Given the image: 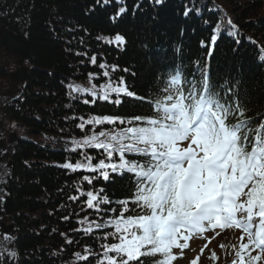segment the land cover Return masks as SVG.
Segmentation results:
<instances>
[{
    "label": "trees",
    "instance_id": "obj_1",
    "mask_svg": "<svg viewBox=\"0 0 264 264\" xmlns=\"http://www.w3.org/2000/svg\"><path fill=\"white\" fill-rule=\"evenodd\" d=\"M120 7L127 12L117 16ZM229 18L237 29L227 24ZM217 24L221 31L209 60V47H201V41L211 46ZM0 27L29 46L28 79L13 86L11 97L0 94V115L15 124L7 131L0 126V264H98L103 244L115 242L102 239L111 229H79L119 215L120 209L115 204L105 206L106 213L88 209L80 193L104 187L113 201L120 200L132 194L133 178L113 175L109 182L100 179L90 186L82 179L90 173L62 165L83 160L85 152L102 158L101 150L77 148L73 141L113 126L86 124L81 129L82 121L103 115H151L152 106L145 101L157 91L158 75L180 59L187 73L196 62L201 68L210 63L217 85L239 81L245 118H255L252 128L264 122V0H0ZM116 34L126 37V47L109 43ZM177 46L182 47L179 56ZM93 55L98 57L95 65ZM100 63L109 70L118 66L111 79L124 77L145 100L125 97L117 106L72 91L69 85L88 88L108 82ZM125 68L129 71H122ZM7 198L11 210L4 213L1 205ZM111 208H116L115 214ZM85 217L88 220L80 223ZM3 223L13 225L8 233ZM158 259L144 257L142 264H156Z\"/></svg>",
    "mask_w": 264,
    "mask_h": 264
},
{
    "label": "snow or ice",
    "instance_id": "obj_2",
    "mask_svg": "<svg viewBox=\"0 0 264 264\" xmlns=\"http://www.w3.org/2000/svg\"><path fill=\"white\" fill-rule=\"evenodd\" d=\"M153 2L160 4L163 0ZM135 10H139V5ZM126 12V7H120L117 16ZM189 14L186 9L185 17ZM227 24L233 30L238 27L230 18ZM220 31L221 24H217L210 37L211 46L201 41V47H209V60ZM109 43L126 47L127 41L124 35L116 34ZM175 52L179 56L182 47L177 46ZM97 59L93 55L91 63L95 65ZM260 60L264 61V55ZM99 68L104 70L102 78H108V82L99 87H69L74 92L89 93L93 102L120 106L125 97L145 100L131 90L134 85H129L124 77L111 79L110 73L120 70L118 66L109 70L100 63ZM89 79L94 77L89 74ZM239 83H214L210 63L201 68L196 62L193 71L187 73L180 59L158 75L157 91L150 92L145 101L152 106L151 115L93 116L80 123L81 129L86 124L113 126L109 131L73 141L77 148L101 150L102 158L85 152L81 153L83 160L67 162L62 167L86 170L91 175L82 179L90 186L97 180L109 182L113 175L125 174L133 178L130 183L134 184L130 196L115 201L104 187L80 193L86 197L88 209L106 213L105 206L113 204L120 209L119 215L79 229L88 233L111 229L102 239L115 242L103 244L98 264H142L144 257L157 256L160 259L156 264H173L177 259L173 249L182 252L193 233L233 227L242 231L241 241L244 234L248 238L235 252L240 264L264 260V122L252 128L255 118H245L247 110L239 99ZM229 96L233 99L229 100ZM111 211L115 214L116 208ZM129 212L133 214L128 215ZM85 220L88 217L80 223ZM252 251L256 254L252 255ZM211 259H217L214 252ZM232 264H236L235 258Z\"/></svg>",
    "mask_w": 264,
    "mask_h": 264
},
{
    "label": "rangeland",
    "instance_id": "obj_3",
    "mask_svg": "<svg viewBox=\"0 0 264 264\" xmlns=\"http://www.w3.org/2000/svg\"><path fill=\"white\" fill-rule=\"evenodd\" d=\"M16 56L0 48V63L8 64V71H13L14 62ZM17 86L12 78L4 79L0 83V94L3 91L13 90V86ZM8 86V87H7ZM0 126L8 130L7 128L13 129L15 127L14 122H12L7 116L0 115ZM241 232V231H240ZM240 234L236 231L227 230H213V232L206 231L204 233H195L191 239L188 240V247L182 252L180 249H176L174 253L181 257H178L175 264H190L193 260L197 264H232L233 259H236V264H240L239 258L235 257V252L239 248L236 245L240 242L247 243V235L244 234V240L241 241ZM181 243L183 241L181 240ZM225 245L224 248L221 245ZM203 249V251H202ZM215 253L217 259H211V256ZM253 255L256 254L255 251L252 252ZM197 255V257H195ZM257 264H264V260L257 262Z\"/></svg>",
    "mask_w": 264,
    "mask_h": 264
},
{
    "label": "water",
    "instance_id": "obj_4",
    "mask_svg": "<svg viewBox=\"0 0 264 264\" xmlns=\"http://www.w3.org/2000/svg\"><path fill=\"white\" fill-rule=\"evenodd\" d=\"M0 41H2L3 46L6 50L17 51L18 53H21L22 55H26L28 53L29 47H28L27 42L20 37H16L15 35L8 32L3 27L0 28ZM18 63H20L19 60H18ZM4 72H5L4 69L0 67V74H4ZM14 75L19 80H24L27 78V70L25 67H21L14 73ZM13 138H14V135H12V139ZM2 208L5 213L10 212L11 203L8 198L2 202ZM2 228L4 232H9V230L12 228V225L2 224Z\"/></svg>",
    "mask_w": 264,
    "mask_h": 264
},
{
    "label": "bare ground",
    "instance_id": "obj_5",
    "mask_svg": "<svg viewBox=\"0 0 264 264\" xmlns=\"http://www.w3.org/2000/svg\"><path fill=\"white\" fill-rule=\"evenodd\" d=\"M7 31L10 32V33H12L9 30H7ZM12 34L15 35L14 33H12ZM15 36L16 37H19L17 35H15ZM0 48H3L2 45H1V41H0ZM4 50L7 51V52H9V53H11V54H14L16 56L15 59H18L19 60L20 63H15L14 64L15 67H21V66L24 67L23 65H26V61H27V58H28L29 53H27L26 55H22L21 53H18L17 51H9V50H6V49H4ZM17 83H19V82L17 81Z\"/></svg>",
    "mask_w": 264,
    "mask_h": 264
},
{
    "label": "flooded vegetation",
    "instance_id": "obj_6",
    "mask_svg": "<svg viewBox=\"0 0 264 264\" xmlns=\"http://www.w3.org/2000/svg\"><path fill=\"white\" fill-rule=\"evenodd\" d=\"M3 65H4V67H5V68H7V66H6V65H7V63H3Z\"/></svg>",
    "mask_w": 264,
    "mask_h": 264
}]
</instances>
